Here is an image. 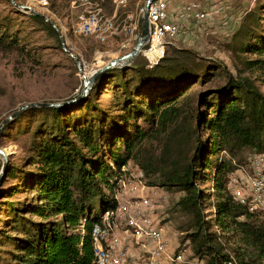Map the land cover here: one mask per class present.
<instances>
[{
    "label": "trees",
    "instance_id": "trees-1",
    "mask_svg": "<svg viewBox=\"0 0 264 264\" xmlns=\"http://www.w3.org/2000/svg\"><path fill=\"white\" fill-rule=\"evenodd\" d=\"M29 16L60 48L56 31ZM12 25L0 18V46H18ZM226 47L242 72L173 49L152 65L141 57L105 71L74 106L29 109L9 123L0 144L12 136L24 145L0 184L3 264H93L91 228L115 209L129 162L146 186L181 194L175 207L192 231L185 238L205 264H264V212L227 189L228 176L248 162L243 150L264 155V4L243 17ZM210 208L215 216L206 220Z\"/></svg>",
    "mask_w": 264,
    "mask_h": 264
},
{
    "label": "rangeland",
    "instance_id": "rangeland-1",
    "mask_svg": "<svg viewBox=\"0 0 264 264\" xmlns=\"http://www.w3.org/2000/svg\"><path fill=\"white\" fill-rule=\"evenodd\" d=\"M14 1L18 5L35 9L57 25L65 40L66 49L80 59L85 74L128 53L136 44L134 42L133 46L120 49V43L124 40L122 37H115L112 42L102 44L93 38L76 34L74 26L79 20L78 17L83 14V10L71 8L68 0H47V9L37 7V0ZM166 1L169 13L173 15V18L180 20L183 25L179 36L172 41L173 43L166 46V56L171 55L173 49H186L205 58L221 60L234 74H238L239 70L242 72L239 59L230 52L226 44L229 43L232 33L237 30L243 17L260 3L264 4V0ZM92 2L102 9L103 15L110 17L116 11L118 18L122 20L129 13L136 16L143 8L145 0H127L126 7L118 9L113 0H92ZM189 2L199 3L206 12L205 20L201 22L182 20L181 9ZM11 6L5 0H0V18L9 16L10 22L13 23V30L19 33L17 47L0 46V121L25 103L72 99L79 95L82 86L81 76L76 69L75 62L73 60L70 62L66 58L69 56L61 47L59 48L54 38L29 18L32 13L13 6L12 9ZM22 48L32 50L27 53L23 52ZM141 57L143 56L140 53L135 60ZM248 57L253 56L248 55ZM259 87L264 92V87L260 85ZM18 139L13 140V137L9 136L2 140L1 147L8 154L9 162H16L22 155L24 144L22 138ZM242 155L243 158L248 159L242 172L246 171L247 175L251 174L249 157L253 154L245 149ZM130 164L132 169L137 167ZM1 165L0 158V169ZM127 168H129L128 165ZM242 172L236 171L235 174L228 176L229 180L232 176L229 189L234 194L253 196L256 192L252 187L254 179L241 176ZM237 178H239V184L236 181ZM201 187L207 189L210 183H203ZM143 194L153 200L154 209L151 217L159 222L161 232L168 238L171 247L175 251L178 249L186 251L184 255L186 262L180 264H205L204 259H199L194 254L189 239L185 238L186 234L192 231H188L190 216L175 207L181 194L172 193L157 186H146ZM99 212L100 209H97V213ZM203 213L206 220L215 216L213 208L203 210ZM218 242L225 252H231L233 244L230 241L221 238ZM1 257L8 259L7 256ZM3 262L4 259H0V264Z\"/></svg>",
    "mask_w": 264,
    "mask_h": 264
},
{
    "label": "built area",
    "instance_id": "built-area-1",
    "mask_svg": "<svg viewBox=\"0 0 264 264\" xmlns=\"http://www.w3.org/2000/svg\"><path fill=\"white\" fill-rule=\"evenodd\" d=\"M71 8L82 9L83 14L74 26L78 35L90 37L102 44L112 42L115 37H122L120 49L133 46L140 35V20L143 8L134 16L126 14L122 20L116 11L108 17L102 14V9L93 4L92 0H68ZM118 9L126 7L127 0H113ZM36 6L47 9V0H37ZM31 8V7H30ZM181 18L201 22L206 18V12L197 2H189L181 9ZM149 38L143 47L142 56L148 65L162 59L165 48L177 38L182 29L180 20L169 13L166 0H155L148 7ZM264 155H253L250 159L251 174L238 170L241 176L253 178L251 195L234 194L230 191L228 179L227 189L232 197L248 210L264 212ZM127 165L129 168H127ZM122 167L114 190L116 207L105 212L99 223L93 225L90 231L94 260L93 264H180L185 261V250L175 251L171 243L160 229L159 222L154 221L151 213L154 209L153 200L143 194L145 183L143 173L137 167L130 168V163ZM262 166V169H260ZM259 169V171H258ZM236 171L232 174H235ZM250 172V171H249ZM230 174V175H232ZM250 178V179H251ZM238 179H236L237 183ZM186 262V261H185Z\"/></svg>",
    "mask_w": 264,
    "mask_h": 264
},
{
    "label": "water",
    "instance_id": "water-1",
    "mask_svg": "<svg viewBox=\"0 0 264 264\" xmlns=\"http://www.w3.org/2000/svg\"><path fill=\"white\" fill-rule=\"evenodd\" d=\"M153 1H155V0H145V2H144L143 13H142V17L140 20V26H141L140 35H139V38H138L134 48L131 51H129L128 53H126L120 57H117L115 59H112L106 65L92 71L91 73L85 74L83 72V67H82L80 59L76 55H74L73 53L69 52L66 49L65 40L63 38V35H62L61 31L59 30V28L57 27V25L53 21H51L49 18L45 17L44 15L40 14L39 12H37L35 9H32L28 6L18 5L15 3L14 0H9L10 4L14 8L19 9V10H25V11L28 10L29 12L40 16L47 24H49L56 31V33L58 34V38L60 40V45H61L62 50L65 53H67V55L76 64V69H77L79 75L81 76L82 86H81V90H80L79 95H77L76 97H74L72 99L60 100L57 102H29V103H25V104L19 106L15 111L11 112L3 120L0 121V140H1V134H2V131L4 130V128L9 123L14 121L17 117H19L26 110L33 109V108H63V107L74 106V105L80 103L82 101V99L87 94H89V92L91 91V89L93 87L95 79L100 74H102L105 71L112 69V68H126L130 64H132L133 61L136 59V57L140 53L142 54L143 47L146 44V42L148 41V38H149L148 7H149L150 3ZM0 158L2 160V165H1V169H0V184H1V181L3 180V178L5 176L6 168H7L8 162H9L8 154L1 147V144H0Z\"/></svg>",
    "mask_w": 264,
    "mask_h": 264
}]
</instances>
